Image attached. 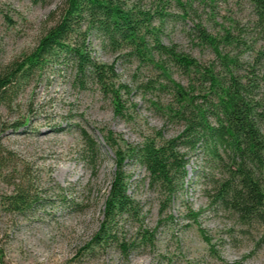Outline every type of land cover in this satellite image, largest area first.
<instances>
[{
	"label": "rangeland",
	"instance_id": "obj_1",
	"mask_svg": "<svg viewBox=\"0 0 264 264\" xmlns=\"http://www.w3.org/2000/svg\"><path fill=\"white\" fill-rule=\"evenodd\" d=\"M60 1L0 0V73L33 50L51 25L48 14ZM179 1L183 7L168 0V15L161 24L154 19L161 42L220 72L213 51L195 39L194 27L200 24L217 38L229 30L239 44H222L220 50L237 58L236 74L244 83L251 79V96L264 114V66L256 56L260 42L250 4ZM129 2L151 14L161 8L158 0ZM88 42L91 56L112 65L117 82L129 89L121 97L120 115L93 83L87 82L84 90L74 87L72 70L61 63L22 81L10 109L0 106V143L6 154L0 169V202L27 181L38 198L22 213L0 206V264H264L259 226L242 225L235 214L212 203L217 202L211 195L223 170L209 165L201 153L187 157L182 188L169 199L149 185L143 167L127 159L123 171L136 211L116 218V228L129 251L124 255L115 244L94 247L116 170L103 135L111 133L115 147L125 149L174 138L181 125L168 111L171 89L152 62L113 51L95 33ZM158 61L155 55L154 63ZM164 65L176 83L189 86L185 74L170 63ZM259 127L264 131L263 122ZM81 131L97 144L98 156L91 161L82 158ZM195 212L199 216L193 221Z\"/></svg>",
	"mask_w": 264,
	"mask_h": 264
},
{
	"label": "trees",
	"instance_id": "obj_2",
	"mask_svg": "<svg viewBox=\"0 0 264 264\" xmlns=\"http://www.w3.org/2000/svg\"><path fill=\"white\" fill-rule=\"evenodd\" d=\"M161 8L153 14L129 0H61L48 18L51 25L39 38L33 50L20 60L12 62L0 73V106L10 109L19 93V84L35 74L41 76L50 66L62 64L72 70V84L84 90L91 82L110 97L115 115L123 108L122 95L129 89L117 82L112 65L96 61L90 53L88 38L97 34L113 51H126L138 62H152L171 89L172 103L168 111L181 125L179 134L160 143L145 141L140 145L115 147L111 133L103 141L114 154L116 170L105 200L103 221L93 237V245L102 248L115 244L126 255L129 245L118 236L116 218L134 216L136 204L127 193L128 177L123 164L128 159L143 167L149 185L166 198L182 188L186 176L187 157L201 153L209 165L223 170V178L215 183L211 198L213 204L236 215L242 225L256 224L264 235V114L252 98L251 79L244 83L236 74L235 56L223 54L220 45L239 44L229 30L220 38L209 34L200 24L194 27V37L200 46L210 48L221 67L203 65L175 45H164L160 29L168 15V0H158ZM176 3L183 7L179 0ZM250 4L255 17L254 26L260 42L257 58L264 66V0H243ZM150 43H149V41ZM159 58L154 63V56ZM166 63L176 67L188 79L187 88L176 83L165 68ZM195 84L198 89H195ZM174 105L175 108H172ZM159 135V134H158ZM84 143L82 158L91 161L98 156L97 144L81 131ZM6 154L0 143V169ZM29 181L16 186L2 198L0 206L9 213H22L38 202ZM199 212L191 213L197 220ZM204 242L210 240L199 230Z\"/></svg>",
	"mask_w": 264,
	"mask_h": 264
}]
</instances>
